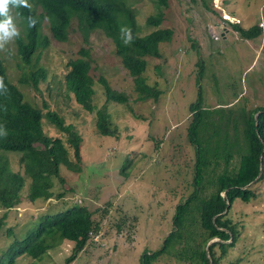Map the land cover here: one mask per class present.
Listing matches in <instances>:
<instances>
[{
  "label": "rangeland",
  "instance_id": "374dc122",
  "mask_svg": "<svg viewBox=\"0 0 264 264\" xmlns=\"http://www.w3.org/2000/svg\"><path fill=\"white\" fill-rule=\"evenodd\" d=\"M127 1L135 11L139 32H147L152 27L144 21L157 10L156 1ZM162 10L160 26L172 28L173 34L160 42L161 57H146L142 73L147 83L160 90L156 96L140 99L113 41L95 29L84 42L75 18L71 19L68 39L61 41L50 35L49 45L29 64L19 57L15 40L0 51L8 78L18 85L24 98L43 113L56 111L82 136L80 170L60 167L64 182H58L54 189L63 191L61 196L34 202L24 198L12 208H0V215L6 213L0 255L14 236L22 237L36 225L41 214L78 203L92 211L99 229L68 264H141L140 254L161 246L171 229L175 206L194 188L195 149L187 134L190 104L200 95L202 106L218 110L211 116L221 121L243 109L264 105V0H167ZM225 11L231 16H225ZM260 21V33L251 37L233 28L234 24L242 28L259 25ZM17 23L22 31L24 23ZM42 30L50 33L46 21ZM81 46L89 50L95 90L92 111L75 101L64 82L68 60L80 55ZM39 67L45 76L37 87L20 80ZM102 76L127 99L107 100L99 82ZM98 108L109 113L112 133L98 131ZM237 123L241 127V122ZM42 125L48 135L60 136L69 146L66 132L45 116ZM232 128L233 123L231 134ZM7 155L10 166L19 169V153L9 151ZM69 156L73 158L71 147ZM231 161L236 163L237 156ZM251 187L256 194L248 201L235 198L227 211L237 224L238 237L221 258L222 264H264V177ZM8 226L12 227L9 234ZM192 226L193 233H201L196 223ZM73 246V241L62 240L37 258L22 253L13 264H65ZM154 264L190 263L169 251Z\"/></svg>",
  "mask_w": 264,
  "mask_h": 264
},
{
  "label": "trees",
  "instance_id": "16d2710c",
  "mask_svg": "<svg viewBox=\"0 0 264 264\" xmlns=\"http://www.w3.org/2000/svg\"><path fill=\"white\" fill-rule=\"evenodd\" d=\"M155 1L157 10L144 21L152 28L140 33L135 11L127 0H29L33 5L31 11L27 8L15 9L25 18L21 19L24 23L21 35L15 39L17 53L24 63L29 64L35 54L37 58L39 52L49 45L50 35L57 40H67L71 19L75 18L84 42L88 41L89 34L95 29H101L113 41L123 66L133 76L140 99L156 96L160 90L156 85L147 83L142 74L147 66L146 57H161L159 44L162 40L170 39L173 30L160 26L164 15L162 7L167 5V0ZM28 15L38 18L35 27L27 26ZM44 21L47 22L49 34L42 30ZM122 26L132 31L130 44H125L120 37ZM233 28L244 37L257 35L261 29L260 25L242 28L237 24ZM79 54L68 60L64 82L75 101L85 110L92 111L95 108L92 101L95 90L88 48L81 46ZM0 76L4 77L8 89L7 95L0 94V126L7 131V135L0 136V208H12L24 198L34 202L54 195L61 196L63 191L56 192L54 189L58 182H64L60 167L64 165L70 170H80L82 136L72 123H67L56 111L48 109L43 113L26 100L18 85L8 78L1 57ZM44 76V69L39 67L23 75L20 80L37 87ZM99 82L104 87L107 100L127 99L126 94L114 89L105 77H100ZM189 107L191 119L187 134L195 149L194 188L175 206L171 229L164 236L161 246L140 254L141 264H154L161 254L169 251L190 264H222L221 258L238 237L237 224L227 216V211L235 198L250 200L256 194L252 184L264 177V105L243 109L223 121L211 116L218 110L202 106L200 95ZM43 116L66 132L69 146L60 136L45 132ZM238 121L241 122L239 128ZM232 123L234 132L231 134L229 127ZM110 124L109 113L98 108V131L102 134L112 133ZM69 147L72 148L73 158L69 156ZM9 151L19 153L16 159L19 169L10 166ZM234 156H237V162L231 164ZM126 165L124 163L123 167ZM27 181L29 183L25 189ZM5 217L6 213L0 215V231L5 225ZM194 223L201 233L192 232ZM98 229L99 224L92 219V211L84 204L72 203L63 209L45 212L22 237L12 238L0 255V264H13L22 253L32 258L40 257L56 243L70 240L74 246L66 257L65 264H68L83 249L91 233ZM11 230V226L6 229L8 234ZM28 264L34 263L30 261Z\"/></svg>",
  "mask_w": 264,
  "mask_h": 264
},
{
  "label": "clouds",
  "instance_id": "9594fccd",
  "mask_svg": "<svg viewBox=\"0 0 264 264\" xmlns=\"http://www.w3.org/2000/svg\"><path fill=\"white\" fill-rule=\"evenodd\" d=\"M20 8H27L31 11L33 5L29 0H0V51H5L7 46L21 35V28L18 26L17 21L25 18L22 17L21 12L13 11ZM26 22L29 28L35 27L38 23V18L28 15ZM120 37L125 44H130L133 40L131 29L127 26H122L120 28ZM7 93L8 89L4 83V77L0 76V94L7 95ZM3 135H7V131L3 126H0V136Z\"/></svg>",
  "mask_w": 264,
  "mask_h": 264
},
{
  "label": "crops",
  "instance_id": "0c3cea01",
  "mask_svg": "<svg viewBox=\"0 0 264 264\" xmlns=\"http://www.w3.org/2000/svg\"><path fill=\"white\" fill-rule=\"evenodd\" d=\"M224 14H225L226 16H228V17L231 16V15H230L229 13H227L226 11L224 12ZM224 25H225V24H224ZM259 25L262 26V25H263L262 22H261V24H260V22H259Z\"/></svg>",
  "mask_w": 264,
  "mask_h": 264
},
{
  "label": "water",
  "instance_id": "95a60500",
  "mask_svg": "<svg viewBox=\"0 0 264 264\" xmlns=\"http://www.w3.org/2000/svg\"><path fill=\"white\" fill-rule=\"evenodd\" d=\"M212 240H214V239H212Z\"/></svg>",
  "mask_w": 264,
  "mask_h": 264
}]
</instances>
